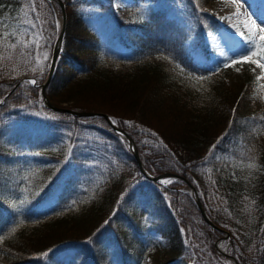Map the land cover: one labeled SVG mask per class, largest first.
Listing matches in <instances>:
<instances>
[{"label":"trees","instance_id":"1","mask_svg":"<svg viewBox=\"0 0 264 264\" xmlns=\"http://www.w3.org/2000/svg\"><path fill=\"white\" fill-rule=\"evenodd\" d=\"M61 1L65 27L48 99L106 113L148 173L183 180L146 178L104 117L47 108L40 84L48 68L38 76L35 52L14 56L0 65V264H143L153 229L168 242L157 264H222L214 251L224 232L239 264H264V106L250 104L249 80L227 87L217 55L201 42L213 0H135L122 12L102 0ZM35 3L51 57L61 8ZM259 54L261 46L252 57ZM31 77L36 84L25 83ZM212 151L223 157L211 159ZM186 181L214 226L179 189Z\"/></svg>","mask_w":264,"mask_h":264},{"label":"rangeland","instance_id":"2","mask_svg":"<svg viewBox=\"0 0 264 264\" xmlns=\"http://www.w3.org/2000/svg\"><path fill=\"white\" fill-rule=\"evenodd\" d=\"M134 1L135 0H102L104 4H110L117 12H122L127 5ZM223 1L224 0H213L211 3H208L204 6L205 11L207 12L208 20L200 34L201 42L207 47L209 51L214 52V54L217 55L218 61L216 60L217 62H215V65H218L220 69L224 70L225 74L223 77V82L227 85V87L236 89L239 82L242 80H249L250 87L252 89V93L248 97L250 104L255 106L257 103H260L262 106H264V67H261V65H264V39H262V37H264V32L261 31L263 27L254 29L246 25L243 18H239L237 23L233 26V28H231V31L227 33L223 26V22L226 21L227 16L222 14V11L219 8L220 3ZM29 4L30 0H0V20H4L11 27H16L19 25L21 31H23L28 27V25L23 24V20L25 19L26 14L30 12V7H26V5ZM56 17L58 21H60L61 17L57 12ZM237 28H239V31ZM34 31L39 33V27L34 29ZM241 33H244V35L242 36ZM29 38L30 37L27 36L24 37L26 40ZM39 43L42 47V39L39 40ZM260 46L263 54H259V59H254L252 57V52L253 50H258ZM40 51L47 52L49 57L48 60L44 62L43 56H40V61L43 64H46V66L43 68L44 72L47 70L50 63L51 48L42 47L40 48ZM221 53H223V55H221ZM35 55L36 54L33 55V60H31L34 67L37 66ZM242 56H247L248 59L241 63L239 61H241ZM233 60L238 62L233 64ZM253 60L256 61V63H252ZM225 64L228 66L225 67ZM43 72H41L40 68L37 67L36 73L38 76H41ZM258 77L260 79H257ZM33 79V77L29 78V80ZM67 103L69 104V102ZM67 103H64L63 105H67ZM7 122H9L11 126L24 125L20 118L15 117H10ZM66 148L71 149V143H69V145L66 143ZM221 157L223 156H221V154L216 151H212L210 153L211 159H219ZM250 164L255 163L240 162L239 166L246 172H252L259 169L257 164H255L256 167L254 168L249 167ZM160 181L163 184H168L164 183V181H171V179L165 178L161 179ZM178 187L182 191H190L189 186L186 184ZM25 198L18 199L17 204H22ZM122 200L123 197L121 198V201ZM150 234L154 243V251L148 250L146 252L143 259V264H157L154 261L155 259L158 261L160 260V262H165V252L168 250V242L166 238H164L154 229L151 230ZM85 243L88 245V252L92 254V241L90 239H86ZM215 243L217 246L219 243H221V247L225 250V252L230 253L232 250V242L229 234L228 236H225L223 233L221 238H219ZM214 254L222 264H229L231 261L230 259L224 257L219 251H217L216 248Z\"/></svg>","mask_w":264,"mask_h":264},{"label":"snow or ice","instance_id":"3","mask_svg":"<svg viewBox=\"0 0 264 264\" xmlns=\"http://www.w3.org/2000/svg\"><path fill=\"white\" fill-rule=\"evenodd\" d=\"M26 7H30V12L26 14L25 19L23 20V24L28 25L27 28H25L23 31H21V28L19 25L16 27H11L8 25L4 20H0V65H3L4 61H13V57L15 56L17 59L21 57H27L32 56L33 52H35V60H36V67H32L31 71L36 72L37 67L40 68V71L43 72L44 66L46 64H43L40 61V56H43L44 62L48 60V53L47 52H41L40 48L41 45L39 43L40 39H43V32L37 33L34 31L37 27H41V25H38L36 23L37 20L40 19V16L37 12V7L35 0H30V4L26 5ZM236 15H239V12L237 11ZM34 17V19L32 18ZM7 19V18H5ZM226 19H232L231 16L226 17ZM253 24L256 22L253 21ZM57 26L59 25V21H56ZM239 31V28H237ZM262 32H264V28L261 29ZM243 36L244 33H241ZM30 37L29 39H24V37ZM247 39V38H246ZM264 39V37H262ZM250 42V41H248ZM34 46V47H33ZM19 50V51H18ZM223 55V53H221ZM247 56H242L241 61L247 60ZM25 63L28 61L25 60ZM238 61L233 60L232 63L235 64ZM252 63H256V61H252ZM228 65L225 64V67ZM261 67H264V65H261ZM257 79H260L259 77ZM25 83L29 84H36V80H30L25 81ZM112 123H116L115 120H112ZM249 167L254 168L256 167L255 164H250ZM171 181H164V183H170ZM47 255V253H45Z\"/></svg>","mask_w":264,"mask_h":264},{"label":"water","instance_id":"4","mask_svg":"<svg viewBox=\"0 0 264 264\" xmlns=\"http://www.w3.org/2000/svg\"><path fill=\"white\" fill-rule=\"evenodd\" d=\"M55 1L59 4V6L61 8V22H60L59 33L57 35V38L55 40V43H54V46H53V49H52V55H51V60H50V64H49V69H48L46 78L44 79V81L40 85L41 95H42V99H43L44 105L47 108L51 109V110L69 112V113H71L74 116H102V117H104L105 120L117 132H119L127 140L128 147L132 151L133 157H134L137 165L139 166V169H140L141 173L146 178H149V179L154 180V181H160L161 179H165V178H180V179L183 180V177H181V176H179V175H177L175 173H172V172H165V173H162V174L156 175V176H154L152 174H149L143 167L142 161H141V159L139 157V154H138V151H137V148L135 146V143H134L133 139L124 130L118 128L114 123H112L111 118L106 113L98 112V111H89V110H73V109L66 108L64 106H56V105L52 104L51 101L48 99V97H47V95L45 93V87H46L48 81L50 80V78L52 76V73L54 71L56 60H57L58 53H59V50H60V44H61V41H62L64 27H65L64 3L61 0H55ZM186 184L190 188V192H191V194L193 195V197L195 199L196 205H197V207L199 209V212H200L202 218L204 219V221L207 224L214 226L213 223L211 222V220L205 214V211H204L203 206H202V204H201V202H200V200L198 198L197 191H196L195 187L188 181H186ZM224 235L228 236V233L225 232ZM215 248L224 257H226L227 259H230L233 262V264H239L238 260L235 257H233L231 254H229L228 252H225V251H220V249L218 248L216 243H215Z\"/></svg>","mask_w":264,"mask_h":264},{"label":"bare ground","instance_id":"5","mask_svg":"<svg viewBox=\"0 0 264 264\" xmlns=\"http://www.w3.org/2000/svg\"><path fill=\"white\" fill-rule=\"evenodd\" d=\"M219 8L222 14L232 17V19H226L223 22L227 33L231 31V28H233L239 18H243L249 27L254 29H258L259 27L264 28V0H224L220 3ZM237 11L239 15H236ZM253 21L256 23L253 24ZM218 247L221 251H224L221 243L218 244ZM229 264H233V262L230 261Z\"/></svg>","mask_w":264,"mask_h":264}]
</instances>
